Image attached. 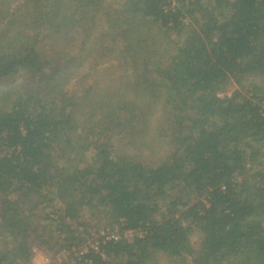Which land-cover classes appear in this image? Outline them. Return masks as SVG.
<instances>
[{"label":"trees","instance_id":"trees-1","mask_svg":"<svg viewBox=\"0 0 264 264\" xmlns=\"http://www.w3.org/2000/svg\"><path fill=\"white\" fill-rule=\"evenodd\" d=\"M37 251L264 264V0H0V264Z\"/></svg>","mask_w":264,"mask_h":264},{"label":"rangeland","instance_id":"rangeland-1","mask_svg":"<svg viewBox=\"0 0 264 264\" xmlns=\"http://www.w3.org/2000/svg\"><path fill=\"white\" fill-rule=\"evenodd\" d=\"M83 216H85V218L87 219L90 218L91 219L90 223L92 225H95L92 229L88 228V230L90 229L89 231H91V233L95 235V237L97 236L98 233L106 234L116 229V227H114L113 225H109L108 224L109 222L105 219H100V220L98 218L92 219L89 213H84ZM105 225H108V226L105 227ZM197 237H198V234L195 233V235L192 237V241L197 242L196 241ZM68 254H65L62 256H67ZM53 259H54L53 257H49L45 252L39 251V253L34 256L32 264H49L50 262L53 261Z\"/></svg>","mask_w":264,"mask_h":264},{"label":"built area","instance_id":"built-area-1","mask_svg":"<svg viewBox=\"0 0 264 264\" xmlns=\"http://www.w3.org/2000/svg\"><path fill=\"white\" fill-rule=\"evenodd\" d=\"M121 232L118 230V228H116L112 232H108L106 234H104V233L102 234L101 233V236H106V238H113V239H118L121 236H123L125 238H131L134 233L135 234L137 233V232H134L133 230H124V231H121ZM38 253H39V251L36 252V254H38ZM61 253H63L62 255H65V254H68L69 251L64 250ZM56 260H60V257H56Z\"/></svg>","mask_w":264,"mask_h":264},{"label":"clouds","instance_id":"clouds-1","mask_svg":"<svg viewBox=\"0 0 264 264\" xmlns=\"http://www.w3.org/2000/svg\"><path fill=\"white\" fill-rule=\"evenodd\" d=\"M17 79H18V80H23V79H25V73L20 72V73L18 74V76H17Z\"/></svg>","mask_w":264,"mask_h":264}]
</instances>
